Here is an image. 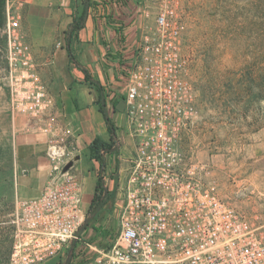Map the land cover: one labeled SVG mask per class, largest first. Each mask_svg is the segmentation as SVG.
<instances>
[{"label": "built area", "instance_id": "1", "mask_svg": "<svg viewBox=\"0 0 264 264\" xmlns=\"http://www.w3.org/2000/svg\"><path fill=\"white\" fill-rule=\"evenodd\" d=\"M184 29L177 7H158L154 29L138 38L128 62L124 96L106 99L114 108L125 101L122 129L132 147L126 177L104 179V189L114 192V225L106 230L114 237L78 264H264V212L224 198L214 180L204 178L202 164L180 148L199 104L183 52ZM4 33L11 104L33 115L47 113L53 133L48 154L55 162L50 185L17 199L9 264H44L74 243L91 246L80 233L89 214L78 179L60 163L71 131L48 113L52 98L30 61L20 20L9 15Z\"/></svg>", "mask_w": 264, "mask_h": 264}, {"label": "rangeland", "instance_id": "2", "mask_svg": "<svg viewBox=\"0 0 264 264\" xmlns=\"http://www.w3.org/2000/svg\"><path fill=\"white\" fill-rule=\"evenodd\" d=\"M142 3L157 9L174 5L185 21L183 52L199 104L198 119L181 137V150L202 164L204 178L214 180L224 198L249 211L264 212V0ZM18 6L15 0H0V264H9L14 241L10 223L17 205L14 136L22 128L21 116L29 113L11 104L4 26L9 15L19 19L12 13ZM110 209L107 203L98 221L92 219L81 228L91 246L74 243L44 264H78L107 248L114 237L106 233L114 225ZM81 247L83 254L74 256Z\"/></svg>", "mask_w": 264, "mask_h": 264}, {"label": "crops", "instance_id": "3", "mask_svg": "<svg viewBox=\"0 0 264 264\" xmlns=\"http://www.w3.org/2000/svg\"><path fill=\"white\" fill-rule=\"evenodd\" d=\"M143 0H91L85 26L73 44L76 64L66 49L65 31L83 0H15L13 15L20 19V32L30 44V61L38 69L52 98L48 113L67 126L71 136L61 148L60 162L67 174L79 181L83 205L89 209L98 181V162L89 146L97 137L111 140V131L99 104L98 82L105 100L124 96L126 68L138 38L155 27L157 8ZM155 7V6H154ZM84 69L89 72L87 79ZM111 100V101H112ZM120 143L107 155L105 181L125 178L131 139L122 129L125 113L108 105ZM21 129L14 136L17 199L32 198L52 183L55 164L48 154L53 133L47 130V113L21 116ZM129 139V142H128ZM65 176L59 178L63 181ZM243 207V206H241ZM244 208V207H243Z\"/></svg>", "mask_w": 264, "mask_h": 264}, {"label": "trees", "instance_id": "4", "mask_svg": "<svg viewBox=\"0 0 264 264\" xmlns=\"http://www.w3.org/2000/svg\"><path fill=\"white\" fill-rule=\"evenodd\" d=\"M90 2L91 0H83L82 8L80 10H77V12L74 15L73 22L71 23L69 28L65 31L67 53L70 59L73 60L76 64H79V63L76 60V57L73 51V44H74V41L78 37L79 31L85 26V22L89 14ZM84 72H85L87 79H89L90 77L89 72L86 69H84ZM93 83L97 85L99 93H100L99 104H100L101 111L104 114L106 121L108 123L109 130L111 131V140L109 142H104L103 140L97 137L91 142L89 146L91 157L98 162L99 169H98V181L96 185L95 194L90 203V206L88 209L89 215L83 225V228H86L87 226H89L92 219H95L96 221H98L99 217L102 215L101 211L104 205H106L107 203H111L114 197L113 191L104 189V175H105L106 167H107V163H106L107 155L110 153H113L117 148L116 127L108 111V107L106 105V100H105V95H104L101 85L96 81H93ZM93 227L95 230H99V227L96 224H94ZM82 254H83V248L81 247L78 250V253L74 254V256H81ZM83 261L84 259H82V262Z\"/></svg>", "mask_w": 264, "mask_h": 264}, {"label": "water", "instance_id": "5", "mask_svg": "<svg viewBox=\"0 0 264 264\" xmlns=\"http://www.w3.org/2000/svg\"><path fill=\"white\" fill-rule=\"evenodd\" d=\"M124 108H125V101H121V102L119 103V105H118V109H120V110H124Z\"/></svg>", "mask_w": 264, "mask_h": 264}]
</instances>
